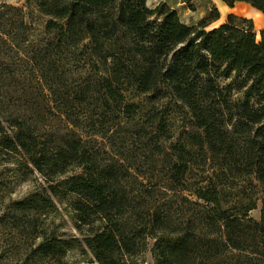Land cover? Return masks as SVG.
<instances>
[{
  "label": "trees",
  "instance_id": "16d2710c",
  "mask_svg": "<svg viewBox=\"0 0 264 264\" xmlns=\"http://www.w3.org/2000/svg\"><path fill=\"white\" fill-rule=\"evenodd\" d=\"M34 1L49 16L45 31L93 56L97 78L82 90L91 88L100 99L92 126L107 120L112 109L133 112L136 104L126 101L129 89L167 93L187 107L195 126L184 142L173 145V157L166 151L171 155L166 183L159 185L118 158H99L87 137L73 128L49 143L25 119L8 125L14 128L12 137L0 121L2 147L24 156L46 180L63 175L58 185L94 260L141 264L150 247L153 264H260L264 206L254 219L249 210L258 198L246 195L228 207L222 203L237 179L252 176L264 190V28L256 37L252 18L233 12L208 27L220 17L215 6L187 25L164 1L154 7L146 0ZM221 1L228 6L245 2L264 15V0ZM181 2L194 9V0ZM232 71L242 74L236 98L217 81ZM86 116L68 120L78 127ZM163 129L158 121L151 133ZM177 184L192 195L183 199L193 205L190 213L178 216L163 196ZM50 188L57 193L56 185ZM48 198L34 192L16 204L22 209L32 204L38 212ZM31 226L30 233L36 221ZM42 235L33 251L60 260L70 241Z\"/></svg>",
  "mask_w": 264,
  "mask_h": 264
},
{
  "label": "rangeland",
  "instance_id": "374dc122",
  "mask_svg": "<svg viewBox=\"0 0 264 264\" xmlns=\"http://www.w3.org/2000/svg\"><path fill=\"white\" fill-rule=\"evenodd\" d=\"M160 1L174 8L187 25H195L215 6L220 17L208 27L233 12L252 18L256 37L264 28L263 15L246 3L228 6L221 0H194V9H191L181 0H146V5L154 7ZM48 18L34 0H0V121L6 127L4 134L13 136L14 128L8 125L15 119H25L37 127L39 138L47 142L73 128L87 137L89 147L99 158H118L125 166L145 173L152 183L164 185L171 158L166 151L173 157V145L185 141L186 131L195 130L187 107L167 93L141 94L129 89L126 101L136 104L133 112L126 115L112 109L107 120L102 124L94 121L95 126H92L100 99L95 90L90 88L85 93L82 90L85 85L93 86L97 78L93 56L81 51L80 47H66L54 32L45 31ZM241 77V73L232 71L220 75L217 81L236 98L242 93ZM64 101L71 106L65 108ZM83 114L87 116L81 126L68 120V117L73 119ZM158 121L163 122L164 129L157 135L151 132ZM2 137L0 133V264H99L83 241L85 235L76 229L74 212L67 195L60 190L58 184L63 175L53 174L46 180L24 156L2 147ZM74 168L69 167L70 171ZM189 175L190 181L194 174ZM52 183L56 185L55 194L50 188ZM165 191L163 196L173 215L192 211L193 205L183 199V196L192 197L186 189L177 184ZM228 191V202L222 203L223 207L246 195L258 198L249 215L260 218L264 190L256 179L252 176L237 179ZM34 192L50 198L42 202L38 212L32 204L23 209L17 206L18 201L29 199ZM34 221L36 228L30 233ZM248 232L251 236V229ZM42 234H53L70 241L60 260L39 256L33 251ZM259 249L263 253L260 264H264V246ZM143 260L141 264H153L150 247L144 252Z\"/></svg>",
  "mask_w": 264,
  "mask_h": 264
},
{
  "label": "crops",
  "instance_id": "0c3cea01",
  "mask_svg": "<svg viewBox=\"0 0 264 264\" xmlns=\"http://www.w3.org/2000/svg\"><path fill=\"white\" fill-rule=\"evenodd\" d=\"M221 2H223V1H221ZM224 3V2H223ZM235 3H237V2H235ZM234 3V4H235ZM242 3H245V2H242ZM225 4V3H224ZM247 4V3H246ZM226 5V4H225ZM249 5V4H248ZM252 7V6H251ZM253 8V7H252ZM255 9V8H254ZM256 10V9H255ZM257 12H260V11H258V10H256ZM261 13V12H260ZM262 14V13H261ZM263 15V14H262ZM263 17H264V15H263Z\"/></svg>",
  "mask_w": 264,
  "mask_h": 264
}]
</instances>
